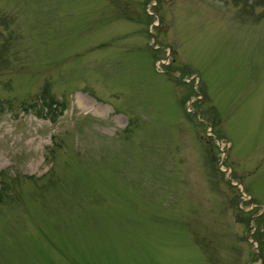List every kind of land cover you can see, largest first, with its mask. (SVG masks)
Wrapping results in <instances>:
<instances>
[{
  "label": "rangeland",
  "instance_id": "rangeland-1",
  "mask_svg": "<svg viewBox=\"0 0 264 264\" xmlns=\"http://www.w3.org/2000/svg\"><path fill=\"white\" fill-rule=\"evenodd\" d=\"M261 213L264 0H0V264H264Z\"/></svg>",
  "mask_w": 264,
  "mask_h": 264
},
{
  "label": "trees",
  "instance_id": "trees-1",
  "mask_svg": "<svg viewBox=\"0 0 264 264\" xmlns=\"http://www.w3.org/2000/svg\"><path fill=\"white\" fill-rule=\"evenodd\" d=\"M48 97H49V95H48L46 89H44V90H42L41 94L39 95L38 101L41 100V101H44V102H45V100H46ZM55 106H56V102L51 98V99H50V102L47 103V104H45V106H42V107L45 108V110H50V112L53 113V116H54L55 114H54L53 110H54V107H55ZM261 218H264V216H263L262 213H261L260 215H258V217H255V218H254L253 222L255 223V225H257V224L260 222ZM262 246H263L262 242L259 243V245H258V249H259L260 251L262 250V249H261Z\"/></svg>",
  "mask_w": 264,
  "mask_h": 264
}]
</instances>
